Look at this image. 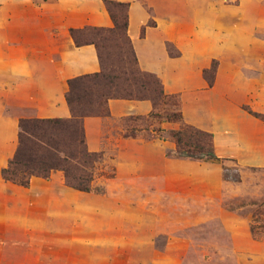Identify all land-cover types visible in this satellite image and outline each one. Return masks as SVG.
Instances as JSON below:
<instances>
[{
	"label": "crops",
	"instance_id": "1",
	"mask_svg": "<svg viewBox=\"0 0 264 264\" xmlns=\"http://www.w3.org/2000/svg\"><path fill=\"white\" fill-rule=\"evenodd\" d=\"M112 1L130 4L128 35L139 66L156 75L167 94L181 95L185 121L213 133L219 158L246 159V165L264 168L262 125L240 103L252 96L251 107L264 112L257 105L264 98V81L258 71L228 67L229 59L240 58L237 44L246 43V34L224 33L220 22L199 15L203 12L195 6H179L195 13L187 20H167V0ZM86 26L114 27L105 0H43L40 5L0 0V264H182L175 238L162 247L157 243L166 233L163 222L171 217L183 221L165 208L187 210L196 198L195 185L202 187V197L219 198L223 179L210 166L167 158L160 139H122L112 149L103 133L107 118L85 119L90 151L115 158L118 177L105 194L69 188L61 172L49 180L34 177L28 188L2 177L18 148L20 120L70 119L69 81L101 72L95 45L77 47L70 34L72 28ZM169 43L180 56L170 55ZM215 60L219 65L210 86L204 72ZM109 109L112 117L122 118L148 116L154 106L111 100ZM148 169L157 171L156 182L125 179ZM151 189L164 206L155 209L149 193L139 194Z\"/></svg>",
	"mask_w": 264,
	"mask_h": 264
},
{
	"label": "rangeland",
	"instance_id": "2",
	"mask_svg": "<svg viewBox=\"0 0 264 264\" xmlns=\"http://www.w3.org/2000/svg\"><path fill=\"white\" fill-rule=\"evenodd\" d=\"M42 1L33 0L34 4L37 5L42 4ZM52 2L54 0H49V3ZM166 5L169 11L167 10L165 12L166 15L163 16L167 20L172 18L187 20L188 16H193L195 13L180 11L179 6L183 7V9L186 6H195L200 8V12H203L202 14L199 13V15L211 16L215 21L220 22L224 26V33H245L246 43L242 44L240 41L237 44L240 58L231 61L229 59L228 67L255 71L256 73L258 71L264 81V0H167ZM97 39L106 69L104 72L105 78L100 79L99 91H95V96L97 97L98 93V96L104 97L105 100L110 97L128 98L131 93H135L138 91L137 89L141 88L140 81L142 78L138 71L139 68L136 67L131 56V51L129 49L128 51H123L116 48V41L108 40L106 35L98 36ZM169 44L174 54L180 56L181 53L175 45ZM124 49L126 50L127 46H124ZM124 59L127 60L124 62ZM214 63L218 67L219 61L215 60ZM209 78L212 83L215 82V76L213 77L211 73ZM262 90L264 91V88ZM167 95L175 96L174 102L180 101V107L178 108L181 110V95ZM145 101L152 102L151 100ZM250 101H253L252 96L242 97L240 100L241 105H243L242 109L245 111L244 108L248 107L253 112L262 115L263 119H256L261 123L263 128L261 131L264 135V112L253 109L251 104H249ZM257 105L264 110V98L258 99ZM153 106V112L159 113L162 116L161 119L151 118L150 115L153 112L148 116L130 115L114 118L111 116L109 109L110 116H103L107 118V123L103 128V133L108 138L107 146L110 147L111 144L112 149H118L116 147L119 143L118 140L122 139L144 140L145 142L160 139L162 140V145H164L166 157L178 159L173 155L177 151L173 133L180 130L183 124L164 121V117L167 114L176 111V105L173 102H169L168 104L160 103L156 105L157 107L155 104ZM183 123L191 125L185 119ZM194 127L202 130L196 126ZM159 130L162 131L160 132ZM202 131L210 133L205 130ZM129 135L134 138H126ZM110 137H113L112 141ZM102 153L104 154V161L97 165L96 175L92 183L93 191L91 192L96 191L100 194H105L109 192L107 185L117 179L118 173L115 158L104 152ZM221 159L220 163L203 162L204 164L200 161L184 159L200 165L210 166L212 171L221 173L223 191L219 198L206 199L202 197V187L195 185L193 186V191H195L196 198L192 199L191 205L187 206V210L179 213L177 207L173 205L165 208L169 214H175L178 218L181 216L183 221L175 222L174 218L171 217L170 220L163 222L165 226L164 232L166 233L158 237L157 243L159 247H162L169 241L172 242L175 238L180 243L182 264H251L255 260H264V168L246 165L244 163L246 159ZM224 168L230 169L227 173L230 179H238L239 181H228L225 178ZM148 170L150 171L146 170L143 175L133 174V177L127 175L125 179L139 182H156L157 171ZM198 174H191V176L198 178ZM141 192L149 193L148 198L151 207L156 209L159 205L164 206V203L159 201L157 197L156 189L139 191V194ZM147 199L145 202H147ZM168 213L167 215H169ZM254 215L259 218V225L263 226L259 230L258 238L250 230ZM246 222L250 225V231L247 230ZM246 230L249 232L248 238L245 236ZM255 242H259L261 247H255Z\"/></svg>",
	"mask_w": 264,
	"mask_h": 264
},
{
	"label": "trees",
	"instance_id": "3",
	"mask_svg": "<svg viewBox=\"0 0 264 264\" xmlns=\"http://www.w3.org/2000/svg\"><path fill=\"white\" fill-rule=\"evenodd\" d=\"M105 4L114 23L112 29L87 26L70 30L71 37L77 47L95 45L103 73L82 76L69 81L67 102L72 115L70 119L24 118L20 120L17 151L9 161L8 166L2 171V177L6 182L28 188L34 177L49 180L53 173L61 172L69 188L85 193L93 191L92 183L96 175L97 165L104 161V154L90 151L86 141L84 123L87 118L110 116V100H151L155 106L160 103H175L176 111L164 117L165 122L183 124L180 130L173 133L177 146V151L173 155L177 158L207 163H220L222 161L215 152L213 133H206L183 123L184 116L178 108L180 101L174 102L175 96H169L165 93L163 83L156 75L141 70L128 35L130 4L112 0H105ZM152 25L154 23L151 22ZM144 32L145 29L142 31V36H144ZM104 35L107 36L108 40L116 41V48L123 51L129 49L136 67L139 68L138 71L142 76L141 88L137 89L138 91L135 93H131L128 98L110 97L105 100L104 97L98 96V93L97 97L95 96V91H99L100 79L105 78L106 67L97 39L98 36ZM124 46H127L126 50ZM167 48L172 57L179 56L174 54L170 44L167 45ZM217 68L214 63L210 69L204 72L210 86L213 83L209 75L211 73L214 77ZM146 92L148 93L146 94ZM244 109L251 116L257 119L262 118V115L253 112L248 107ZM150 117L161 119L162 116L153 112ZM130 137L134 138L130 135L126 138ZM224 170L225 178L228 181H239L228 177L229 168H224ZM259 223V218L254 215L251 231L256 238H258L259 230L263 227Z\"/></svg>",
	"mask_w": 264,
	"mask_h": 264
}]
</instances>
